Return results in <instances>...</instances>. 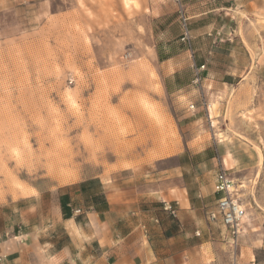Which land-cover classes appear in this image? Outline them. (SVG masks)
<instances>
[{"label":"rangeland","instance_id":"rangeland-1","mask_svg":"<svg viewBox=\"0 0 264 264\" xmlns=\"http://www.w3.org/2000/svg\"><path fill=\"white\" fill-rule=\"evenodd\" d=\"M150 4L0 0V206L29 207L102 174L118 184L134 164L149 179L161 154L237 142L255 158L232 175L246 218L237 245L217 251L264 264V12L237 11L232 46L216 55L225 65H212L217 83L196 84L189 100L161 85Z\"/></svg>","mask_w":264,"mask_h":264},{"label":"crops","instance_id":"crops-1","mask_svg":"<svg viewBox=\"0 0 264 264\" xmlns=\"http://www.w3.org/2000/svg\"><path fill=\"white\" fill-rule=\"evenodd\" d=\"M150 1L161 85L189 100L196 84L217 83L212 65L232 46L237 11L264 12V0ZM235 144L206 138L190 153L188 144L153 159L149 179L134 164L118 171L120 179L127 174L118 184L102 174L60 185L29 207L0 206V254L9 264H228L217 250L229 243V230L208 212L221 196L214 189L218 172L232 177L254 164V155L243 156Z\"/></svg>","mask_w":264,"mask_h":264},{"label":"built area","instance_id":"built-area-1","mask_svg":"<svg viewBox=\"0 0 264 264\" xmlns=\"http://www.w3.org/2000/svg\"><path fill=\"white\" fill-rule=\"evenodd\" d=\"M187 18L182 16V22L186 27ZM187 30H184L182 39L187 37ZM193 107V106H191ZM234 180L225 171L220 170L215 178L214 189L216 192H220L221 196L217 199L215 209L208 212V219L215 221L218 216L221 217L223 224L229 230V243L233 246L237 245L240 233L242 220L246 214L244 206L233 195ZM168 209L172 212V208L169 205ZM0 264H9L6 255L0 254Z\"/></svg>","mask_w":264,"mask_h":264},{"label":"bare ground","instance_id":"bare-ground-1","mask_svg":"<svg viewBox=\"0 0 264 264\" xmlns=\"http://www.w3.org/2000/svg\"><path fill=\"white\" fill-rule=\"evenodd\" d=\"M246 217V214H245V216H244V218Z\"/></svg>","mask_w":264,"mask_h":264}]
</instances>
